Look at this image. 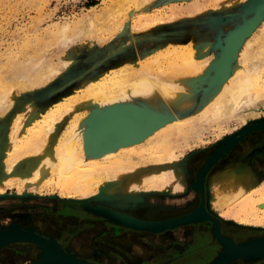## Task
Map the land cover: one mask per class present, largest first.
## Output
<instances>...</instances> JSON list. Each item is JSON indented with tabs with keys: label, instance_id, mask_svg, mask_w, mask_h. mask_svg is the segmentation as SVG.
Listing matches in <instances>:
<instances>
[{
	"label": "rangeland",
	"instance_id": "1",
	"mask_svg": "<svg viewBox=\"0 0 264 264\" xmlns=\"http://www.w3.org/2000/svg\"><path fill=\"white\" fill-rule=\"evenodd\" d=\"M139 1L0 0V75L7 65L6 62L8 63L17 58L25 59L35 52L38 53V51L44 53L55 65H60L59 72L41 86L31 90L17 87L11 91L10 96L14 94L12 96L13 104L7 110L8 113L6 112L3 116H0V157L12 129L11 127H13L12 124L20 115L31 111V109L40 113H37V115L44 114L49 109L53 110V115L57 113L59 115L60 113H62L61 115L64 114L56 123V133L63 137L65 135L63 133H66L64 131H67L68 128H78L80 122L72 120L75 114L82 112L81 114L84 117H88L91 113L90 104L84 106L81 104L82 102H78V106L75 105L77 103L75 101L83 96L81 94L85 92L84 87L87 83L97 82L103 76L111 78L113 74L121 71L122 74H126V69L137 70L147 63H149L150 71L159 72L165 77L171 78V80L178 79L180 77L173 75L170 68L174 62L171 63L172 60L170 61L164 54L179 46L192 45L196 48L198 54L202 53L201 58H204L202 61L195 62L196 67L203 68L207 61L208 67L198 76L185 78L186 82L189 83L185 93V105L178 104V102L175 103L176 105L172 102L170 104L156 94L151 99H135L132 101L133 103H126V106L121 108L122 110H118V108L109 109L108 106H103L99 109L96 115L97 118L95 117V125L98 127H101L105 120L109 121L108 124H110L111 121L119 120L120 122L124 118L133 127L141 125L140 127L144 130L140 137L128 139L114 137L111 143L112 146L134 144L136 142L143 143L141 145L144 146V149L139 153V158H135L140 167L162 161L164 159L163 155L152 150L157 147L147 144L146 137L157 130L161 123L163 124L167 119L196 113V109L202 105L207 94L212 91L218 82L222 81L220 64L225 58L227 41L232 34L236 32L245 33L236 50L237 54L228 58L229 66L226 75H229L230 65L238 60V53L244 41L248 37L257 39L262 35V32L264 33V0H149L141 9L136 10ZM90 13L95 14L94 19L96 20L94 31L90 34L84 36L73 35L74 32L67 29L65 41L60 42L55 39V32L61 25L64 23L72 24L78 18ZM103 22L105 23L103 24ZM70 27L72 26L70 25ZM78 36L80 40H77ZM65 58L67 64L61 65L62 62L60 61L66 60ZM196 79H200L199 82L192 84L191 82ZM110 82L108 80L104 83ZM159 105L160 107H158ZM260 120H264V112L262 117L252 122ZM241 125V122L235 119L219 126L208 124L201 130L199 136L193 135L186 142L175 140L169 145V148L172 147L178 156L176 165L183 167L188 179L191 180L194 177L193 172H196L195 176L197 177V172L207 159L213 155L216 148L225 144L229 135L238 133L246 126ZM104 127L101 128L104 130ZM59 141H62V139ZM90 146L93 155L103 148L98 143H94V139L91 140ZM157 149L160 150V148ZM261 156L264 157V128L254 129L246 133L216 161L206 174V193L208 178L233 162L247 164L250 171H253L252 173L255 175L257 182L252 187V191L257 190L264 184V173L255 164V159ZM30 160L26 157L20 158L16 166L19 174L26 172ZM3 171L5 169L3 170L0 166V176H2ZM55 179H57L56 174L51 176L49 181L54 182ZM44 181L42 185L40 184V187H36L33 193L26 192L25 189L20 190L18 183L13 179L6 186L2 184L4 194H0V205H2L0 206V229L14 224L11 223L12 221L21 220L29 225L27 227L54 237L45 233L46 222H49L52 227H56L58 224L68 227L76 219L71 215L74 213L72 208L64 210L65 212L63 210H53L50 214H46L44 210L35 209L33 210L35 213L19 217V215L12 214L13 209L8 210L5 209L7 206H3L12 199L17 200V202L33 200L37 203H45L49 200V203H62L64 205L74 204L75 206L81 204L80 206L85 211H89L86 209L88 205L83 203L86 201L85 199H78L79 195H75L76 199H67L58 185L50 186L47 179H44ZM189 184L190 182L187 188L190 186ZM119 191L123 192L120 188H116V192L119 193ZM137 195V198L120 197L117 200H98L100 197L98 198L99 195H97L90 197L93 200L89 204L94 203L100 207L107 206L136 211L140 207H147L149 205L148 201L154 197L173 196L170 192L153 193L152 191H141ZM259 207L264 208V204ZM208 210L210 216L222 221L225 220L223 222H228L244 230L264 233V226H245L235 222L232 217L225 215L228 210L216 213L210 209ZM58 212L64 213L63 218L60 220H56ZM142 213L152 216L154 209L150 205L148 208L143 209ZM127 232L125 236L128 237L131 232ZM105 235H102V237ZM116 239H122V237L117 236L113 240L104 238L101 245L105 247L108 242L112 246V243H116ZM33 247L37 257L39 250L35 245ZM102 249L104 248L102 247ZM70 251L74 252L71 249ZM74 253L81 254V252ZM1 256L6 261L2 264H29L36 259V257L33 259L29 255H23L16 250L7 249L5 251L0 250V259L2 260Z\"/></svg>",
	"mask_w": 264,
	"mask_h": 264
},
{
	"label": "bare ground",
	"instance_id": "2",
	"mask_svg": "<svg viewBox=\"0 0 264 264\" xmlns=\"http://www.w3.org/2000/svg\"><path fill=\"white\" fill-rule=\"evenodd\" d=\"M148 1L140 0L136 10L141 9ZM94 15V13L85 15L72 22V24L64 23L56 30L55 39L60 42L65 41L67 29L73 31V35L84 36L90 34L96 26ZM79 36L77 40H80ZM231 39V44L228 46L226 53L230 56L237 54L235 52L241 41V35L235 34ZM201 54H198V51L192 45L179 46L164 54L166 58L172 60L171 63L174 62L170 66L172 74L180 77L175 80L172 79L173 81L159 72L150 71L149 63H147L137 70L126 69V74H122L121 71L113 74L111 78L103 76L97 82L87 83L84 87L85 92L81 94L83 96L79 99L80 101L76 100L77 103L74 102V104L76 106H78V102H82L81 104L84 106L90 104L91 113L88 117L86 115L84 117L81 114L82 112L75 114L72 120L80 122L78 128H68L67 131H64L66 133H63V135L65 134L63 137L56 133V123L64 114L61 115L62 113H60L59 115L57 113L53 115V110L49 109L44 114L37 115L38 112L30 107L31 111H27L14 120L9 137L2 149L0 166L5 171L0 176V194L3 193L4 189L1 187L2 184L6 186L11 179L18 183L20 190L25 189L29 193H33L36 187H40L45 182L44 179H47L50 186L58 185L67 199H76L75 195H79L78 199H87L99 195L98 200H117L120 197L137 198V193L141 191L170 192V194L184 192L190 179L187 178L183 167L176 165L178 156L172 147L169 148L170 144L175 140L186 142L193 135L199 136L201 130L208 124L219 126L235 119L240 121L242 125H246L263 115V32L257 39L248 37L244 41L238 53V60L230 65L229 75H226L227 65L225 64L226 59L224 60L220 69L222 81L218 82L212 91L207 94L206 99L200 107L198 106L199 108L196 109L195 114L174 116L167 119L163 124L161 123L157 130L146 137L147 144L160 148V150L157 148L152 150L163 155L164 159L162 161L140 167L139 163L135 161V158L144 149V146L141 145L143 143L140 142L114 145L98 150L97 154L94 155L91 153L90 142L96 136H104L105 133H109L110 127H104L103 130V127L95 125L96 115L103 106L120 110L126 106V103L135 99H151L156 94L170 104L171 102L173 104L177 102L178 104H184L185 93L189 87V83L186 82L185 78L198 76L208 67V61L203 68L196 67L195 62L204 60V58H201ZM60 62H62L61 65H66L67 59ZM5 64L7 65L0 75V116H3L13 104L12 96L14 94L10 96V93L14 88L35 89V87L49 81L60 70V65H55L51 59H48L44 53H39V51L25 59L17 58ZM108 80L111 82L104 83ZM199 80L196 79L191 83L196 84ZM155 101L157 100L155 99ZM155 101L153 100V102ZM40 121L44 122L41 123ZM114 129L124 138H128L133 134V138H136L142 133V128L128 125L125 119L115 123ZM61 139L62 141H59ZM22 157L31 160L26 172L19 174L16 166ZM252 172L246 163L233 162L208 178L206 193L208 209L214 213L228 210L225 215H229L241 225L264 226V208L259 207L264 204V184L257 190L252 191V187L257 183ZM55 174L57 179L50 182L51 176ZM116 188H120L123 192L119 191L117 193ZM214 229L216 231L217 226ZM261 239L263 240V238H254L248 241L254 246L251 251L246 253L243 249H237L235 252L244 255L247 260L261 258L264 256V243H261L263 242L260 241ZM76 255L78 256V254ZM38 258L37 256L34 261ZM219 260L218 258L212 263H218Z\"/></svg>",
	"mask_w": 264,
	"mask_h": 264
},
{
	"label": "flooded vegetation",
	"instance_id": "3",
	"mask_svg": "<svg viewBox=\"0 0 264 264\" xmlns=\"http://www.w3.org/2000/svg\"><path fill=\"white\" fill-rule=\"evenodd\" d=\"M255 164L258 166L256 167L264 173V157L261 156L256 158ZM193 174L196 175V172H193L192 175ZM195 175L190 180V186L184 192L172 194L173 196L163 198L160 196L154 197L148 201L149 205L147 207H140L136 211L107 206H102V208H109L116 212L147 221H160L190 214L210 215L206 205L205 182L207 177H205L202 182L201 189H194V186L197 185V177ZM49 202V200L45 203H37L33 200L17 202V200L12 199L3 206H7L5 209L8 210L13 209L11 211L12 214L19 215V217H25V215L35 213V211H33L35 209H41L46 211V214H50L53 210H63V212H65L64 210H70L72 208L74 213L70 214L76 217V219L71 226L66 227L58 224L56 227H52L49 222H46V229L44 231L45 233L53 235L62 247H68L77 253L81 252L78 256L97 264H132L120 253L113 250L108 242L105 244L107 245L105 247L101 245L104 238H108V240L117 236L123 238L128 233L127 231L139 233L141 235L139 239H146L147 242L164 250L166 255L160 259L158 264H209L221 249V244L211 234L212 223L208 220L182 225L163 232L134 231L117 225L94 212L85 211L84 208L80 206L81 204L74 206V204L64 205L62 203ZM90 205L93 206L96 204L90 203ZM150 205L154 209V214L152 216L144 215L142 213L143 209L148 208ZM63 212L57 213L56 220L63 218ZM223 221L218 219L220 233L225 237L232 238L231 240L235 243L245 242L254 238H264V233L244 230ZM11 223L29 226L21 220L12 221ZM104 234L106 235L102 237ZM181 246L187 247L184 248ZM102 247L104 249H102ZM6 249L16 250L23 255H29L33 259L37 254L34 252L35 249L32 244L23 242L12 243L1 248L3 251ZM4 262L6 261L0 259V264ZM141 264H147V262ZM227 264H264V258L257 260L240 258Z\"/></svg>",
	"mask_w": 264,
	"mask_h": 264
},
{
	"label": "water",
	"instance_id": "4",
	"mask_svg": "<svg viewBox=\"0 0 264 264\" xmlns=\"http://www.w3.org/2000/svg\"><path fill=\"white\" fill-rule=\"evenodd\" d=\"M235 34H240L241 40H242L244 32H236V33L232 34L230 36V38L228 39L227 45H226V52L224 54L225 58L222 60V62L220 64V69L223 65L224 60L226 59L225 64L227 65V70H228L229 63H228L227 57H229L230 55H227L226 53H227L228 46L231 44V41H232L231 38ZM239 45H240V43L237 45V48ZM118 121L119 120H116L115 122L111 121V123L108 124L109 121L107 122V120H105V122H103L101 124V127H104V126L110 127V129L108 128L109 133H105L104 136H96L94 138V143H98L100 146L103 147L102 149H105L108 146H112L111 143H112V140L114 137L120 138V139L132 138L134 134L128 138H124L122 135L120 136L115 131L114 124L117 123ZM127 124L130 125L128 123V121H127ZM137 126H139V125H137ZM141 128L142 127H140V129ZM259 128H264V120H260V121H256V122H250V123L246 124V126L242 130H240L238 133L229 135L227 137L226 143L218 146L216 148V150L214 151L213 155L211 157H209L207 159V161L203 164V166L199 169V171L197 173V182H196L197 185L194 186V189H201L202 188V182L204 181L207 172L216 163V161L221 156H223V154L226 151H228L229 148H231L232 145H234L237 141H239L249 131L254 130V129H259ZM143 130H144V128L142 129V133H143ZM85 200L86 201H84L83 203H86V205H88L86 209H88L89 211L94 212V213H96V214H98L104 218H107L117 225H121V226L128 228V229H131V230L149 231V232L154 233V232H162L164 230L173 229V228H176V227H179L182 225H186V224L202 222L204 220L210 221L212 223L211 232H212L213 236L222 245V249L217 254V256L214 258L215 260L211 261L209 264H211L212 262H215L216 259H218V258L220 260L218 263H215V264H227L228 262H231L233 260L244 258L245 257L244 255H242L238 252H235V251H237V249H239V250L243 249L247 253V252L251 251L252 248H254L253 244L248 242V241L242 242V243H235L230 238L225 237L224 235L222 236V234L219 231V227H218V219H216L210 215H206L204 213H203L204 215H202V214H198V215L190 214V215H184V216L166 219V220H160V221H147V220H140V219H138L136 217H132L130 215H126V214L116 212V211L109 209V208H102L98 205L91 206L89 204V202L91 200H93V198H87ZM215 226H217L216 231L218 233L214 229ZM218 236H220V237H218ZM252 241L255 242L256 240H252ZM260 241H263L261 243H264V238H263V240L261 239ZM15 242L29 243V244L35 245V247L39 250L38 260L32 261L29 264H97V263L91 262L85 258L77 256L74 252H71L69 248L66 249V248L62 247L54 239V237L39 233L31 227H27V226L24 227V226L19 225V224H10L7 227L0 229V248L3 246H7L9 244L15 243ZM231 252H234V253L232 254ZM261 258H264V256ZM261 258H252V260H257V259H261ZM212 264H214V263H212Z\"/></svg>",
	"mask_w": 264,
	"mask_h": 264
},
{
	"label": "crops",
	"instance_id": "5",
	"mask_svg": "<svg viewBox=\"0 0 264 264\" xmlns=\"http://www.w3.org/2000/svg\"><path fill=\"white\" fill-rule=\"evenodd\" d=\"M134 231H139V230H134ZM164 231H168V230H164ZM131 233L130 236L128 237L125 236L122 239H116L115 240L116 243L114 244L111 242L113 245L111 247L113 248V250L120 253L125 259L130 261L132 264H141L143 262H147V264H158L160 259L166 255L163 249L157 248L156 245H152V243L147 242L146 239H139V237L141 236L139 233H135V232H131ZM181 247L185 248L187 246H181ZM221 249H222V245H221ZM2 260L5 259L2 258Z\"/></svg>",
	"mask_w": 264,
	"mask_h": 264
}]
</instances>
